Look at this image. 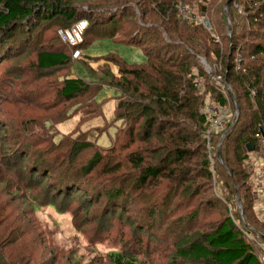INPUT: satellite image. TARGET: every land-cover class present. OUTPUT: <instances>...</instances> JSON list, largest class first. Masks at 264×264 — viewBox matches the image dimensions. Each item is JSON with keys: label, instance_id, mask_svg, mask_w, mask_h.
<instances>
[{"label": "trees", "instance_id": "1", "mask_svg": "<svg viewBox=\"0 0 264 264\" xmlns=\"http://www.w3.org/2000/svg\"><path fill=\"white\" fill-rule=\"evenodd\" d=\"M77 1L82 2L83 0H0L1 44H4L7 38H12L21 24L30 20H58L61 18L62 23L67 25L64 27L66 28L81 19H87L88 26L83 41L78 47H70L57 34L58 41L64 49H41L37 52L35 66L39 70H53L69 66L71 70L73 63L83 60L91 73L94 74L99 70V65L101 67L104 64L109 65L107 71L103 75L100 74L101 77L99 74L97 76L94 74L98 79L94 82L77 76L64 77L56 89L55 100L69 102L75 98H84L85 101L81 103L82 108H87L83 115L84 119L78 110L72 111L70 115L80 113L79 125L82 126L89 119L103 115V103L95 99L100 88L103 86L114 87L119 90L120 94L117 96L114 118L109 124L118 121L121 124L116 129L114 145H111V148L109 147L107 150L96 143L99 149L96 148L85 163L79 164L76 163V160L79 153L93 147L94 142L82 141L79 137L77 139L69 137V139L58 143H49L48 147L51 149L45 152L40 151L38 143L33 140L30 145H27L28 149L23 147L20 157L15 155L20 153L18 151L9 153L10 157L15 155L14 158L23 163L27 156L26 150L32 146L37 147L34 152L37 156L35 158L37 169L30 171L36 178L31 176L34 179L24 183L26 188L35 187L34 184L41 185L43 176L46 177L52 169H59L58 174L62 177V181L67 183L59 189L52 185L47 187L45 204L52 205L58 212L63 213L67 211L69 202L78 198V195L82 196L81 192H83L78 188V193H74V186L77 187L78 182L75 184L71 180H77L79 176L92 175L100 164L101 168L105 167L103 173L118 171L122 165L114 167L115 161L113 160L116 159V156L106 155L105 152H115L117 145L128 147L129 143H134L136 139H139L146 145H140L126 155V163L131 165L129 171H134V173L127 177L125 182L133 177L136 187H143L150 184L151 181H154L152 185H156L165 178L172 181L170 187L174 188L179 180L181 183L185 182L184 197H188L193 194V188L196 189L199 185H196L199 178L203 182L208 181L211 184L213 173L219 175L220 171L219 173L224 179L221 177L218 181H222L226 187H229V192L235 198L237 196L236 188H238L247 218H252L253 214H249L252 208V212H255V216H253L256 222L264 227V218L255 210L256 181L251 179V173L245 163L248 158V145L253 146V150L259 151L264 143L262 133V129H264V0H215L221 4L226 19L231 18L232 21L231 35L229 25H226L228 39L226 45H220L216 35L212 36V32L208 31L201 22H190L180 13V6L192 7L193 14L196 7L201 14L208 17V5L212 0L201 2V6L198 2L193 5L194 2L188 0L138 1L139 8H142V15L153 13L158 18V21L153 20L151 25L143 26L145 32L138 40L135 35L138 33L136 31L130 35L132 37L128 38L130 29L128 30L129 27L126 25L130 23L132 16L127 8L126 0L123 4H118V6L124 5L119 9L111 7L108 0H97L98 3H91L95 5H89L88 16H84L85 12H82L81 16L82 6ZM118 1L120 0H117V3ZM227 2L229 3L228 16L225 9ZM209 20L213 25L212 20L210 18ZM107 25H112V30L108 32L115 40L141 47L147 60L141 64H128L115 54H110L92 57V60L98 62L103 60L95 68L92 62L82 59L83 57H73V51L76 48L83 51V48L96 36L97 30ZM131 29H133L132 26ZM212 57L214 68L211 73L205 70L201 61H198L200 65L198 70L194 71L195 65H198L197 60L205 58L211 65L209 58ZM112 65H115L117 72L110 69ZM218 75L234 87L239 99L240 111L235 117L233 115L235 110L232 108V117L222 133L212 135L208 141L206 134L210 119L205 111L207 105L203 100L204 93L198 95L197 91L201 90L202 81L207 80L206 85L211 89L209 92L213 96L212 103H216L221 108L230 109L229 95L224 93L223 88L217 85L213 79V76ZM37 95L35 94V96ZM55 100L54 104H56ZM39 105L49 110L54 107L44 103ZM203 105L204 109L201 112ZM70 109L60 111L66 114L56 119V123L63 122L69 116ZM52 119L54 118L48 117L44 124L49 123ZM186 120L198 123L200 135L203 136L205 152H198L196 158H194L195 150L190 145L191 136L186 132L187 126L183 125ZM109 124L105 123L103 126H99L104 128L102 132ZM125 127L127 129L122 134ZM228 128L231 129L220 148L221 156L227 166L225 168L217 156L220 138ZM97 129L94 127L88 130H96L98 138L102 132L100 133ZM257 134L260 135L257 136ZM6 135V126L4 123L2 126L0 122V141L3 142ZM208 144L213 147L212 153ZM22 145L26 146L23 142ZM63 151L66 154L63 155ZM53 152L61 153H57L54 159L47 157L52 156ZM191 156H194L192 160ZM10 160L6 158L2 164L6 167L18 164ZM211 161L214 162V168ZM104 162L109 167L104 166ZM23 169L22 166L17 165L18 189L22 188L20 185L23 180L20 172ZM0 172L5 173L3 167H0ZM191 172H195L196 175L192 176ZM5 178L8 180L9 176ZM193 182H195L194 186ZM124 191L125 188L114 187L110 192H106L109 197L114 198L111 199L114 201L111 206H116L117 199L121 198ZM195 194H197L196 190ZM83 197L87 212L82 205H79L73 211L74 217L80 214L89 215V209L93 202L87 193H84ZM226 209L227 212L229 211V216L218 223L214 229H209L202 234L196 232L195 239L187 237L186 240H183L182 244L185 247L178 248V255L186 260L198 261L202 264H264V249L261 246L264 245V239L249 229L241 216H233L234 207L232 204H226ZM252 227L264 234L259 231L258 227ZM256 248L263 249L260 251V255ZM136 255L135 251L129 250H116L110 253L113 264H138L139 260ZM0 264H4L1 250Z\"/></svg>", "mask_w": 264, "mask_h": 264}, {"label": "rangeland", "instance_id": "2", "mask_svg": "<svg viewBox=\"0 0 264 264\" xmlns=\"http://www.w3.org/2000/svg\"><path fill=\"white\" fill-rule=\"evenodd\" d=\"M138 1L142 2V0H126L130 16H132L130 23L126 25L129 27L128 30L130 29L128 38L132 37L130 35L136 31L138 32L135 34L137 40L142 38V33L145 32L143 26L151 25L153 20L158 21L153 13L142 15V8H139ZM188 1L194 2L193 5L198 2L200 6L201 2H205V0ZM77 2L83 7L80 9L81 16L82 12H85L84 16H88L89 5L98 3L97 0ZM108 2L111 3V7L119 9L124 5L118 6V4H123L125 0H120L118 3L117 0H108ZM208 6V19L212 20L213 25L207 30L212 32V36L216 35L220 45H226L228 44L226 25H229L230 35L232 34L231 18L226 19L223 8L217 1L212 0ZM190 8L180 6V13L184 18H186L185 15L193 13V8ZM225 9L228 16V6ZM194 11V15L200 19L203 14L196 7ZM65 26L67 25L62 23L61 18L58 20L34 19L21 24L14 32V36L7 38L4 44H1L2 38H0V122L2 126L3 123L5 124L7 131L5 140L0 141V167H3L6 173L0 172V250L4 264H113L110 253L116 250L135 251L139 260L138 264H202L198 261L186 260L178 255V248L185 247L182 244L183 240L187 237L195 239L196 232L202 234L209 229H214L218 223L226 219L229 216L226 204L230 203L234 207L233 216L242 217L237 196L235 198L229 192V187H226L222 181H218L222 177L220 171L218 172L220 177L217 173H213L211 184L199 178L196 184L199 185L196 189L193 188V194L188 197H184L185 182L181 183L179 180L174 188L170 187L172 181L165 178L156 185H152L154 181H151L143 187H136L133 177L127 181L128 183L124 181L134 173V171H129L131 165L126 163V155L140 145H146L136 139L134 143H129L128 147H122L119 144L115 152H105L106 155L116 156L113 160L115 161L114 167L122 165L118 171L103 173L105 167L101 168L100 164L92 175L88 177L78 175L77 180H71L75 184L78 182L77 187L74 186V193L77 194L79 188L87 193L93 202L88 216L80 214L74 217L73 213L79 205L84 207L83 192H81L82 196L78 195V198H74L71 202L68 201L69 207L63 213L58 212L54 206L45 204L47 187L52 185L59 189L67 183L62 181V177L58 174L59 169H52L46 177L43 176L41 185L34 184L35 187L26 188L24 183L36 178L30 171L37 169L35 161L37 156L34 153L37 147L32 146L26 150L27 156L23 163H20L14 156L20 157L23 147L28 149L27 145H30L33 140L38 143V149L44 152L51 149L48 147L49 143H58L69 137L74 139L79 137L82 141L94 142L93 147L79 153L76 163L81 164L87 162L96 148L99 149L97 144L107 150L114 145L115 132L121 124L120 121L109 124L114 118L117 96L120 94L119 90L114 87L100 88L95 99L103 103V115L89 119L82 126L79 125L80 115L84 119L83 115L87 111V108L81 107L82 101H85L84 98H75L69 102L55 100L56 89L64 77L77 76L94 82L98 80L95 75H103L109 65L104 64L102 67L99 65V70L94 73L95 75L91 73L83 60L73 63L71 70L69 66L53 70H39L35 66L37 52L41 49H64L58 41L56 31ZM111 30L112 25L98 29L96 36L83 48L82 59L92 62L95 68L103 60L98 62L92 60V57L110 54H115L128 64H141L147 60L141 47L115 40L108 32ZM165 37H167L166 34ZM201 60V58L197 60L198 65H195L194 71L200 67L198 61ZM205 61L208 63L207 59ZM212 61L213 57L209 58L211 65L208 64L213 71ZM200 63L203 65L202 61ZM104 66L105 69H103ZM111 68L117 72L115 65ZM219 77L221 76H216V79ZM219 79L223 81L226 89L220 84L219 86L231 99L228 103L231 107L230 113L233 108L235 110L233 115L236 117V101L239 100L236 91L230 83L232 88L230 92L223 78ZM202 82L201 90H198L197 94L204 93L205 105L218 106L212 103L213 96L209 92L211 89L206 85L208 81L204 79ZM35 94L38 95L35 96ZM42 103L54 107L49 110L39 105ZM68 109H70L69 116L72 111L76 110L81 114L67 116L63 122L56 123V119L66 114L60 111ZM203 109L204 105L200 111L202 112ZM48 117L54 119L44 124ZM105 123L109 125L102 132L104 128L99 126ZM184 123V127L187 126L186 132L191 136L190 145L195 150V157L191 156L192 160V157L196 158V155L198 157V152H205L203 136L200 135L198 123L189 120ZM94 127H97L100 133L102 132L98 138L96 130H88ZM126 129V127L123 128L122 134ZM229 129L231 128L226 131ZM22 142L26 146L22 145ZM208 148L212 153L213 147ZM14 151L20 153L10 157L11 152ZM57 153L61 152H53L52 156L47 157L54 159ZM247 153L248 158L245 163L251 173V179L256 181V178L263 177L264 180V143L259 151L247 150ZM62 154L66 153L63 151ZM6 158L24 168L20 172L23 180L20 189H18L19 183L16 176L17 165L6 167L2 164ZM211 165L214 168V162L211 161ZM104 166L109 167L105 162ZM191 174L196 175L195 172ZM6 176H9L8 180ZM194 185L195 182H193ZM114 187L125 188V191L121 198L117 199L116 206H111L114 203L111 199L114 198L109 197L106 192H110ZM169 193L172 194L169 195ZM237 194L240 196L239 191ZM251 209L249 214L254 215L255 212ZM255 210L259 213L257 206ZM85 211L87 212L86 208ZM253 215L252 218H247L246 215L243 222L258 227L259 231L264 233V227L256 222L255 215ZM261 246L264 249V245ZM262 248H256L259 255Z\"/></svg>", "mask_w": 264, "mask_h": 264}, {"label": "built area", "instance_id": "3", "mask_svg": "<svg viewBox=\"0 0 264 264\" xmlns=\"http://www.w3.org/2000/svg\"><path fill=\"white\" fill-rule=\"evenodd\" d=\"M185 17L189 20L193 21H201L203 25L210 29L211 22L206 15H202L200 19H198L193 13L185 15ZM192 22V21H191ZM88 26L87 19H81L74 23L71 27L60 28L58 29V34L61 40L67 43L69 46L78 47V45L83 41L85 30ZM83 52L80 48H76L73 51V57L79 58L82 57ZM204 68L208 73H211V67L205 61V58H201ZM222 78V77H219ZM216 79V76H213L215 82L219 85H222L224 89H226L225 84L222 80ZM207 115L209 116V125L207 129L206 137L208 141H210V137L217 133H222V130L226 127L228 122L230 121L231 113L229 108H221L219 106H213L209 104L205 109ZM260 134H257L259 136ZM209 146V144H208ZM210 147V146H209ZM256 206L259 209L260 215L264 218V180L263 177L256 178ZM260 193V194H259Z\"/></svg>", "mask_w": 264, "mask_h": 264}, {"label": "water", "instance_id": "4", "mask_svg": "<svg viewBox=\"0 0 264 264\" xmlns=\"http://www.w3.org/2000/svg\"><path fill=\"white\" fill-rule=\"evenodd\" d=\"M228 4H229V3L227 2V3H226V6H228ZM225 82H226V85H227L228 89H229L230 92H231V91H232V88H231V86H230V83H229L228 81H225ZM235 101H236V100H235ZM239 111H240V107H239L238 102L236 101V115L239 114ZM229 130H230V129H229ZM229 130L226 131V133H224V134L222 135V137H221V139H220V143H219V149H218V159H219V161L222 163V165H223L225 168H227V166H226V164H225V162H224V160H223V158H222V156H221L220 148H221V145H222V143H223V140H224L225 136L228 134ZM262 133H263V136H264V129H262ZM253 149H254L253 146L248 145V150H249V151H251V150H253ZM237 192H238V190H237ZM237 199H238V207H239V209H240V211H241L242 218H243V220L245 221V217H246V215H245V210H244V208H243V205H242L241 198H240L239 194H237ZM245 224L247 225V227H248L249 229H251L252 231L256 232L260 237H262V238L264 239V234H262V233L258 232L257 230H255L251 225L247 224L246 222H245Z\"/></svg>", "mask_w": 264, "mask_h": 264}]
</instances>
